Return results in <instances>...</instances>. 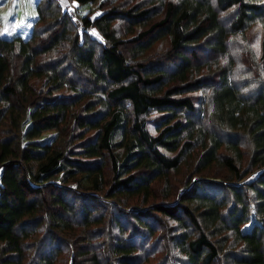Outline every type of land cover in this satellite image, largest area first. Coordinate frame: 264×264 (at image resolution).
Masks as SVG:
<instances>
[{"label":"trees","instance_id":"obj_1","mask_svg":"<svg viewBox=\"0 0 264 264\" xmlns=\"http://www.w3.org/2000/svg\"><path fill=\"white\" fill-rule=\"evenodd\" d=\"M36 11L0 35V264H264V0Z\"/></svg>","mask_w":264,"mask_h":264},{"label":"rangeland","instance_id":"obj_2","mask_svg":"<svg viewBox=\"0 0 264 264\" xmlns=\"http://www.w3.org/2000/svg\"><path fill=\"white\" fill-rule=\"evenodd\" d=\"M38 0H0V35L14 36L20 35L27 38L30 35L32 25L37 18L36 3ZM70 1L66 7H71ZM95 6V4H94ZM89 9H93L92 4H84L77 8V14L83 15ZM29 121L23 123V128L27 127ZM55 135L54 132L43 134L42 139L50 140Z\"/></svg>","mask_w":264,"mask_h":264}]
</instances>
